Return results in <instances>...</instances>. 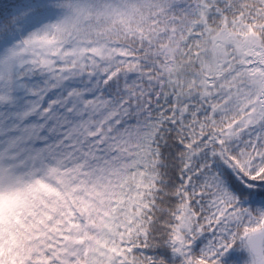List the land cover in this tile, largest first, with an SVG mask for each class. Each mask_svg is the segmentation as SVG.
I'll return each instance as SVG.
<instances>
[{
    "label": "snow or ice",
    "instance_id": "6c2138e0",
    "mask_svg": "<svg viewBox=\"0 0 264 264\" xmlns=\"http://www.w3.org/2000/svg\"><path fill=\"white\" fill-rule=\"evenodd\" d=\"M0 264H264V0H0Z\"/></svg>",
    "mask_w": 264,
    "mask_h": 264
}]
</instances>
